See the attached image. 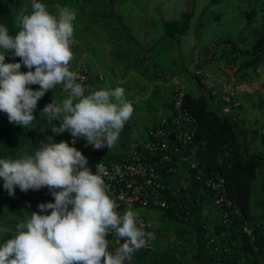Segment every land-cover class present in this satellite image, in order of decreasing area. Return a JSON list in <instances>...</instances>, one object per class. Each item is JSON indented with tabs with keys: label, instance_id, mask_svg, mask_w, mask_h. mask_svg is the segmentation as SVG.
<instances>
[{
	"label": "clouds",
	"instance_id": "9594fccd",
	"mask_svg": "<svg viewBox=\"0 0 264 264\" xmlns=\"http://www.w3.org/2000/svg\"><path fill=\"white\" fill-rule=\"evenodd\" d=\"M29 2L31 12L25 8L16 17L19 31L15 35L9 34L6 25H0V112L7 114L9 123L24 128L36 119L38 102L49 90L60 85V92L66 95L60 101L52 99L41 111L54 135H46L31 154L0 158V179L9 196H15L17 187L25 193L47 187L54 198V202L39 204V211H31L30 217L16 224L14 236L0 245V264H132L134 253L155 240L154 232L146 231L152 224L141 219L131 202L123 213L118 211L120 205L104 179L108 173L103 163L95 164L93 172L88 158L75 144L83 138L96 150L105 146L111 149L134 113L133 104L126 99L123 87L93 90L88 78L87 89L78 82L83 78L74 70L86 65L88 77L89 65L83 61L71 67L73 45L78 43L74 11L56 5L55 12H50L39 0ZM9 53L21 61L6 63ZM192 53L197 74L234 76L231 70L206 73L198 49ZM22 66L29 70L21 71ZM202 79L197 81L204 91ZM245 81L255 89L240 93L236 106L222 100L218 86L216 93L210 91L208 96L213 101L212 95H219L225 103L224 111L231 113L240 107L241 94L257 91L250 80ZM179 83L186 91L181 81L175 82ZM171 114H163L161 123ZM231 115L243 124L239 112ZM56 120L61 121L59 126L53 123ZM65 132L71 134V143L56 142L55 136ZM110 235L123 243L110 247Z\"/></svg>",
	"mask_w": 264,
	"mask_h": 264
},
{
	"label": "trees",
	"instance_id": "16d2710c",
	"mask_svg": "<svg viewBox=\"0 0 264 264\" xmlns=\"http://www.w3.org/2000/svg\"><path fill=\"white\" fill-rule=\"evenodd\" d=\"M222 1L224 0H210L207 6ZM240 1L247 22L242 26L239 36L244 41L247 37L245 31L250 30L252 40L245 45L241 40L218 36L212 41L199 44L201 49L197 48L201 66H205L210 60L214 62L221 60L224 65L233 69L236 82L251 80L252 75L259 76L257 69L264 67V0ZM39 2L48 5L50 12H55L56 5L63 0H39ZM90 5L96 9L94 1H91ZM25 8L29 13L31 12L29 0H0V25H6L10 35H15L19 31L16 17ZM195 16H197L196 12L192 9L184 10L177 18L163 20L166 35L181 39L189 32ZM198 23L199 26L202 25L201 20ZM115 24L113 43L115 41L123 46L124 42H132L138 44L139 48L142 46L136 41L134 34L131 35L124 30L125 23L122 17ZM156 44L157 41L147 48L142 46L138 49L134 66L137 67L141 52L150 54L148 51L156 47ZM208 44L212 45L213 56L203 58L205 46ZM119 53L120 58L123 52ZM124 53L130 55L133 51L129 49ZM20 61L21 58L9 53L5 62ZM28 70L25 66L21 68L23 72ZM193 76L201 80L204 72L197 74L194 71ZM90 80L88 74V84ZM180 84H173L168 93H162L163 85L155 83L153 93L145 99V103L149 109L156 107L159 99L154 97V94L162 93L159 98L166 116L177 113V110H187L190 117L186 122L181 121L179 126H172L175 130L185 128L191 135L185 152L187 160L179 162L175 158L170 163L157 164L170 176L166 180L168 183L166 197L170 206L155 208L160 216L166 219L163 221L168 232L185 240L186 245L182 247L169 243L161 230L162 226L153 228V221L148 219L152 224L149 231L154 232L156 237L155 248L138 251L135 264H264V181L263 194L257 211L252 203L253 180L259 171H262L260 168L264 165V153L251 149L259 129L253 130L255 136L250 139V130L247 131L231 113L224 111L225 103L221 101L220 96L212 95L213 101H211L208 94L202 90L195 94L187 88L182 97L181 109H176L174 95L179 87L177 85ZM31 87L38 89L39 85ZM57 91H61L60 85L45 94L38 102L34 113L36 119L24 128L9 123L7 114L0 112V158H20L22 148L29 143L39 147V142L42 140L40 135L51 127L41 111L52 102L51 97ZM215 96H218V101H215ZM162 114L152 125H145V132L141 133V137L129 139V125L125 124L127 138H120L114 150L109 148L96 150L94 153L98 155L97 158L107 163L125 159L130 153H127V149L131 148V143H137V146L141 147L151 135V130L160 126ZM44 129L45 131L42 132L41 130ZM262 136L264 138V133ZM189 160H196V166H191ZM170 165L176 166L175 173L166 170ZM211 177L222 178V185L219 188L209 185L207 180ZM48 202H54V198L47 187L38 191L29 190L26 193L21 192L17 187L15 196L10 198L9 207L24 220L30 217L31 211H39V204ZM15 226L16 224H11L0 234V245L14 236Z\"/></svg>",
	"mask_w": 264,
	"mask_h": 264
},
{
	"label": "rangeland",
	"instance_id": "374dc122",
	"mask_svg": "<svg viewBox=\"0 0 264 264\" xmlns=\"http://www.w3.org/2000/svg\"><path fill=\"white\" fill-rule=\"evenodd\" d=\"M133 1L134 0H120L116 3L114 11L116 13H121L123 22L129 24L132 28L140 19L139 11L151 10L150 14H146L145 12L146 15L144 22L146 23V26L142 29L137 24L136 27L132 28V32L134 38L139 41L144 48H147L149 44L152 45V43L156 41L158 44L155 45L156 47H153L148 51L150 53L148 55L141 52V58H138L137 67H133L134 69L128 66L129 60H127L125 62L127 66H124V71L121 67H113L111 70H106L109 74L128 75V83H126V85L129 84L131 86H129V88L126 86L122 87L125 89V92L128 90V93H132L133 96L142 97V95H144L147 99L148 96L153 93L152 88L154 82L167 83L162 87V93H166L165 89L170 90L172 85L175 84L174 82L178 79L195 94L200 93L201 87L199 86L200 89L198 88L195 82L196 78L193 76V72L195 71V61L192 53L193 49H201L199 44L212 41L218 36H227L242 41L239 32L242 26L247 22V18L241 10L240 0H224L220 3L213 4L210 7L207 6L210 0H165V3H162L160 0H154V3L150 6L149 4L142 2L141 4H138V8H135L136 5ZM191 9H194L197 15L193 19L192 24H195L191 27V30L179 40L167 36L166 28L162 20L164 17L163 13L166 12V14L171 17H178L184 10ZM199 20H201L202 25L196 27ZM245 33L247 37L242 41V44L247 45V43L252 40V32L246 30ZM141 47L139 49H141ZM205 48L206 50L203 54V58H211L213 56L212 45L208 44ZM101 54L102 56L104 55L103 51ZM106 58L108 61L109 59L107 55ZM127 58H130V55ZM130 59L133 61L132 58ZM210 61L217 66V62H214L213 60ZM211 63L207 62L205 64V66H208V71L212 74H218L221 69L215 68V70H213L214 68L212 67L215 66ZM95 70L97 72L98 69L95 68ZM231 71H233V69H231ZM259 73L261 74V76L259 74L260 77L257 79L260 82L258 83L260 85L259 88L254 84L257 80L251 81V83L257 88V91L254 93L255 95L252 94L254 104L251 106L244 104L245 106H243V108H238L237 110H240L241 113H243L242 110H259L258 112H260V115L258 117L257 112H254V114L252 112L249 113V116H254V118H256L257 128L259 129V134L256 136V142L252 143L254 146L252 145L251 149L254 151H262V153H264V138L262 136V133H264V67ZM162 93L154 94V97L159 99L156 107H151L149 109L148 105L145 103V98L139 102V106H137L136 110L134 109L132 117L126 122V124L129 125V139L141 137V133L145 132V125H152L158 120L163 111L161 100L159 98ZM56 95L59 98L65 96L61 92H57ZM214 99L215 101H218L219 98L218 96H215ZM60 123L61 121L59 120L54 121V124L57 126H59ZM124 129L120 134V138H127ZM46 135L52 136L54 134L51 129H49L40 135L41 139H45ZM65 140L71 143L72 136L69 132L55 136L56 142ZM86 145V140L79 138L77 139L75 147L81 150L88 158L89 166L92 168L93 172H95V164L98 155L94 153L95 151L93 150L92 145ZM117 146L118 144L114 145L111 149L114 150ZM37 148L38 147L32 143L25 145L21 150L20 158L25 153H33ZM260 169H262V171H259L258 175L253 180L252 202L254 205L257 204V199L259 197L261 198L263 194L262 182L264 181V165ZM10 198L11 196H9L8 192L3 188V180L0 179V234H2L9 225L17 224L22 220L19 215L15 214L14 211L10 209ZM142 212L149 220L153 221V228L160 225L162 226L161 230L164 233L165 239L168 240L169 243L176 246L182 245V247L186 245L185 240L177 238L173 233L168 232L165 221H163L165 218H162L158 211L143 208ZM177 254H179V252H177Z\"/></svg>",
	"mask_w": 264,
	"mask_h": 264
},
{
	"label": "built area",
	"instance_id": "2783aa9c",
	"mask_svg": "<svg viewBox=\"0 0 264 264\" xmlns=\"http://www.w3.org/2000/svg\"><path fill=\"white\" fill-rule=\"evenodd\" d=\"M74 40V39H73ZM198 62V60H196ZM82 77V82L87 89V67L82 65L75 69ZM197 72H201L198 69ZM215 86L221 90L222 100L231 105H237V97L243 92H252L254 87L248 81L236 82L234 76H226L217 78L212 75H205L202 79V87L204 91L211 96L216 93ZM185 88L180 85L175 94L174 107L181 109V101ZM189 115L187 110H177V113L171 114L169 118H164L163 122L155 130H151V135L143 143L141 147L135 144L129 155L120 162L107 163L103 160H97L96 165L103 163L108 173L104 179L111 185V192L114 193L116 202L120 205L118 211L123 213L131 202L134 210H137L141 219L145 223H149L147 216L142 212L143 208L155 210L157 207H169L170 203L166 197V188L168 183L166 180L170 176L157 165L167 164L174 161H186L187 143L191 135L187 129L175 130L172 126H177L181 121H188ZM191 166H196V160H189ZM169 172L176 171V166L170 165L166 169ZM199 177V174H197ZM209 185L219 188L223 179L213 178L207 180ZM187 184V183H186ZM246 230L250 231L248 227ZM149 231V228L146 229ZM110 247L118 246L123 241H118L113 236L108 237ZM155 248V242L150 241L147 247L142 250H152ZM137 251V252H138ZM132 258V264H135L136 253Z\"/></svg>",
	"mask_w": 264,
	"mask_h": 264
},
{
	"label": "crops",
	"instance_id": "0c3cea01",
	"mask_svg": "<svg viewBox=\"0 0 264 264\" xmlns=\"http://www.w3.org/2000/svg\"><path fill=\"white\" fill-rule=\"evenodd\" d=\"M91 1H94V7L96 9L92 8V6L90 5ZM119 1L120 0H63L64 3L63 2L59 3L60 6H62V7L66 6L69 9H71L72 11H74L76 14V19L74 21V36L77 38L78 43L73 45V52H74L75 59L72 61L71 67L74 68L75 66H78V64H80L83 61L89 65V76L91 78L89 86L93 90H100V89H109L110 90V89H114L116 87H122V86L125 87L126 86L127 88H129V86H131L129 84L126 85V83H128L127 82L128 75H126V74H118V75L117 74H109L106 71L107 69L111 70L113 67H121V68H123V71H124V68H125L124 66H127V64L125 63L127 60H129L128 66H130V68L134 69L133 67H136V66H134V59L136 58L135 54L139 49V45L136 43H132V42L131 43H125L124 42L123 46L119 45L115 41L113 43L112 36L114 34V30L116 29V27H114L116 25L115 23L118 22L120 20V18L122 17L121 13H116L114 11L116 3ZM160 1H162V3H165V0H160ZM133 2L136 5L135 8H138V4H141L143 2V3L149 4V6H150L151 4L154 3V0H148V1L134 0ZM98 7H99V9L97 10ZM145 12H146V14L147 13L150 14L151 10L139 11L140 19L138 22H136L134 24V26L132 28L136 27L137 24L142 29L144 28V26H146L145 25L146 23L144 22V18L146 15ZM181 14H182V12H181ZM163 15H164V17L162 20H169L172 18H177V17H171V16L167 15L166 12H164ZM193 19H194V17H193ZM193 19H192V23H193ZM198 22L196 24V27L199 26ZM192 23H191V27H193L195 24V23L194 24H192ZM132 28L130 27L129 24H125V26H124V30L126 32L131 33V35L133 34ZM190 30H191V28H190ZM137 42H139V41H137ZM124 46L127 49H125ZM148 46H150V44ZM122 47H123V49H122ZM124 49L126 51H128L129 49L131 51H133V53L130 54V58H132L133 61H131L130 58H127L129 55H127V53H124L125 52ZM102 51L104 54L103 56L101 54ZM121 51L123 53H122V56L119 58L118 55L120 54L119 52H121ZM106 55L109 59L108 61H107ZM211 62L212 61H210L208 63H211ZM211 64H213V62ZM213 65L215 66V64H213ZM92 67H93V69H92ZM95 68L98 69L97 72H96ZM212 68H214L213 70H215V68L221 69L218 74H220V73L225 74L228 70H231L229 67L224 65L221 60L219 62L217 61V66L212 67ZM203 69L206 73H210L208 71L207 65ZM216 72H218V71H216ZM260 76H261V74H260ZM260 76L252 75L250 81H255ZM175 82H180V80L178 79ZM195 82H196L198 88L200 89V87H199L200 85H199L197 79L195 80ZM155 83H158V82H154V84ZM168 83H169V81H168ZM258 83H260V82L257 80L254 84H256L259 88L260 85ZM158 84H162L164 87L167 83H165V82L161 83L160 82ZM152 90H153V88H152ZM165 90H166V93L169 92L167 89H165ZM56 93H54L53 96L51 97V101H52V99L60 101L65 97L64 96L63 98H59L56 95ZM87 94H88V92H87ZM64 95H66V94L64 93ZM125 97L129 102H131L133 104V107L135 110H136L137 106H139V102L145 98L144 95H142V97L133 96L132 93L131 94L128 93V90L125 92ZM239 99H240V107L239 108H243V106H245L244 104H246L247 106H251L254 104L253 97H251L250 94H241ZM258 111L259 110H257V109L242 110L243 113H241L240 110H237V109L236 110L235 109L230 110V112L232 114L239 112L242 115L243 125H244L245 129L250 130V132H251L249 135L250 139H252V137L255 136L253 130H255L257 128V121H256V118H254V116H249V113L252 112L254 114V112H257V117H258L260 115V112H258ZM162 113L164 114V110L162 111ZM53 123H54V121H53ZM48 130H49V128H48ZM119 139H120V137H119ZM119 139H118L116 144H118ZM254 142H256V139L253 140V143ZM133 144L134 143H131V146H130L131 148L129 150L127 149V153H129L132 150ZM252 145L254 146V144H252ZM106 148H108V147L105 146V147L99 149V151L105 150ZM93 150L96 151V149H94V147H93ZM261 198L259 197L257 199L256 205L253 204L255 211H257L259 208V202H260Z\"/></svg>",
	"mask_w": 264,
	"mask_h": 264
}]
</instances>
